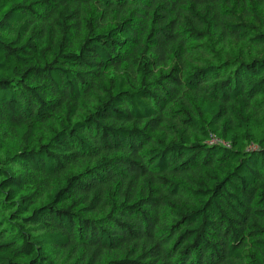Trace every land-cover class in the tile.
I'll use <instances>...</instances> for the list:
<instances>
[{"label":"trees","instance_id":"trees-1","mask_svg":"<svg viewBox=\"0 0 264 264\" xmlns=\"http://www.w3.org/2000/svg\"><path fill=\"white\" fill-rule=\"evenodd\" d=\"M0 264H264V0H0Z\"/></svg>","mask_w":264,"mask_h":264}]
</instances>
